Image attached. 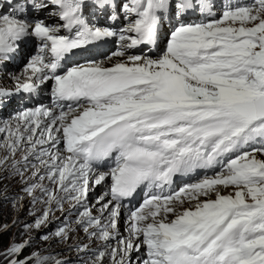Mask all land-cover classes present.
<instances>
[{
  "label": "snow or ice",
  "instance_id": "obj_1",
  "mask_svg": "<svg viewBox=\"0 0 264 264\" xmlns=\"http://www.w3.org/2000/svg\"><path fill=\"white\" fill-rule=\"evenodd\" d=\"M0 72V264H264V0H0Z\"/></svg>",
  "mask_w": 264,
  "mask_h": 264
},
{
  "label": "rangeland",
  "instance_id": "obj_2",
  "mask_svg": "<svg viewBox=\"0 0 264 264\" xmlns=\"http://www.w3.org/2000/svg\"><path fill=\"white\" fill-rule=\"evenodd\" d=\"M0 80H1V78H0ZM0 86H4V87L8 86L9 87V86H12V82H9V84H1V81H0ZM3 213H4V215H10L7 208L3 209ZM13 231H15V229ZM10 235H11V233L4 237V243L5 244H7Z\"/></svg>",
  "mask_w": 264,
  "mask_h": 264
},
{
  "label": "bare ground",
  "instance_id": "obj_3",
  "mask_svg": "<svg viewBox=\"0 0 264 264\" xmlns=\"http://www.w3.org/2000/svg\"><path fill=\"white\" fill-rule=\"evenodd\" d=\"M15 69H8V70H6L7 72H9V71H14ZM17 72H19V70L17 71ZM4 76H0V78H1V84H9V82H12L8 77H7V75H5V74H3ZM4 82V83H3Z\"/></svg>",
  "mask_w": 264,
  "mask_h": 264
}]
</instances>
